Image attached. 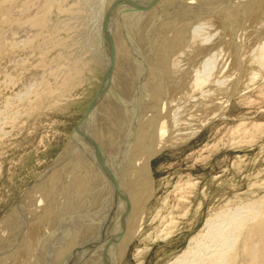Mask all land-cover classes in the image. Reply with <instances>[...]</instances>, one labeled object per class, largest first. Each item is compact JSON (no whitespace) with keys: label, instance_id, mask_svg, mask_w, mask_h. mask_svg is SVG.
Listing matches in <instances>:
<instances>
[{"label":"rangeland","instance_id":"374dc122","mask_svg":"<svg viewBox=\"0 0 264 264\" xmlns=\"http://www.w3.org/2000/svg\"><path fill=\"white\" fill-rule=\"evenodd\" d=\"M185 1L0 0V226L18 217L15 229L24 232L22 215L34 210L27 204L45 200L61 163L67 167L64 155L97 129L111 86L100 64L108 46L109 60L112 43L122 36L156 42ZM111 30L116 35L105 40ZM253 81L217 103L213 113L220 118L185 143L134 162L124 154L104 166L93 204L106 206L101 226L115 225L122 238L94 249L91 264H180L185 251L208 242L202 239L208 219L249 200L264 202V77ZM78 226L72 220L54 228L43 248L55 237H72ZM99 238L92 232L83 243ZM114 242L119 253L112 257Z\"/></svg>","mask_w":264,"mask_h":264},{"label":"bare ground","instance_id":"6f19581e","mask_svg":"<svg viewBox=\"0 0 264 264\" xmlns=\"http://www.w3.org/2000/svg\"><path fill=\"white\" fill-rule=\"evenodd\" d=\"M189 1L176 8V18L173 16L156 42H145L136 33L133 37L120 35V39H113L110 59V45L100 57L111 86L93 125L97 129L64 155L67 167L62 168L61 163L59 174L45 191V200L27 204H34V210L27 217L21 214L22 236L15 237L20 231L15 229L17 216L8 218L10 223L4 220L0 226V264H91L94 249L121 235L115 225L101 226L106 206L93 204L92 192L97 178L106 171L104 166L124 154L132 162L185 143L202 126L220 118L213 113L217 103L264 77V0ZM115 35L111 30L104 38ZM157 141L162 142L155 150L153 147L141 156ZM256 200L223 209L214 220L208 219L205 225L209 232L201 236L208 242L200 241L194 252L185 251L180 264H264V202ZM72 220L79 225L75 235L62 241L55 237L53 245L43 248L47 233ZM95 229L101 238L84 244ZM115 246L114 242L110 254L116 251ZM40 252H45L44 256H39Z\"/></svg>","mask_w":264,"mask_h":264}]
</instances>
